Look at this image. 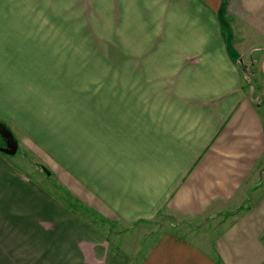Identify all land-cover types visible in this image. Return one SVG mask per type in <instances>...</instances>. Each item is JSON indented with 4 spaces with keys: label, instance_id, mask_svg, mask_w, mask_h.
Segmentation results:
<instances>
[{
    "label": "crops",
    "instance_id": "1",
    "mask_svg": "<svg viewBox=\"0 0 264 264\" xmlns=\"http://www.w3.org/2000/svg\"><path fill=\"white\" fill-rule=\"evenodd\" d=\"M0 120V264H264V0H0Z\"/></svg>",
    "mask_w": 264,
    "mask_h": 264
},
{
    "label": "rangeland",
    "instance_id": "2",
    "mask_svg": "<svg viewBox=\"0 0 264 264\" xmlns=\"http://www.w3.org/2000/svg\"><path fill=\"white\" fill-rule=\"evenodd\" d=\"M228 29L232 32V28H231L230 25L228 26ZM239 32L241 33L242 30H240ZM233 33L236 34L235 36H237L239 39L241 38V35L238 34V29L233 28ZM240 45L243 46V49H247L246 45L244 43H240ZM174 47H182V48H186L188 50H194V49L199 48L200 45H199V40H181L180 42H177V45L174 46ZM79 57H80V60H81L80 66L81 67H85L86 64H84L82 61H84L87 56L81 55ZM77 59H78V56H77ZM181 61H183V56L179 55L176 58L174 57L173 59H171L170 63L171 64H177V63H179ZM247 63H243L242 68H244V69L246 68L247 71H249V70L253 71V70H251L252 67L250 69L249 67H247V65H245ZM75 68H76L75 65L71 66V71H73ZM49 73H50V75L52 74V72H49ZM116 73L121 75L120 77L115 76L116 79H130L129 72L121 71V72H116ZM100 74L102 75L101 77L103 78V71H100ZM50 88H51V90L54 89L53 87H49L48 89H50ZM66 88L67 87L63 88L64 89V93L66 92ZM63 89H62V87H59V86H58V88L55 87V90H56L57 95H58L59 98L62 97L61 93H62ZM112 90H113V93H115V88H112ZM0 123H3V121L0 120ZM25 127H26V125H25ZM47 136H48L49 141H51L50 133L48 131H46V130H43L41 132V134L38 135V140H43L44 142H47V139H46ZM16 139L19 140L18 153L14 157L13 156H7V155L6 156L8 158H12L14 160V163L20 162L19 165H21V167H25L26 168L25 176L26 177L29 176V179L32 181V184H34L38 188L41 187L42 189H44L46 185L49 186L48 188H53V189L58 188L61 185V183H59V180L57 179V177L55 175L54 168H52V166L48 165V162L43 160L39 156V154H37L36 152L32 151V148H30L28 142L26 143L25 147L22 145L21 141L25 140L23 136H17ZM4 145H6L5 141L0 136V147H4ZM48 146H49L48 149L50 151H55L56 152L54 147L51 148L50 144H48ZM23 148H24V150H23ZM163 224H165V226H167L166 227L167 230L168 229L169 230L170 229H175V230L178 229L179 233H184V234L188 233V229H189V226H190L189 234L190 235H196L197 234V233H195L191 223H186L185 225L182 224L181 226H177L175 228H169L168 225L170 223L167 222V220L163 221L162 219H161V222L153 223L150 226V229H153V230H156V229L159 230V228L160 229H164V228H162ZM114 233L115 232H112V234H114Z\"/></svg>",
    "mask_w": 264,
    "mask_h": 264
},
{
    "label": "water",
    "instance_id": "3",
    "mask_svg": "<svg viewBox=\"0 0 264 264\" xmlns=\"http://www.w3.org/2000/svg\"><path fill=\"white\" fill-rule=\"evenodd\" d=\"M0 136L5 141L6 146L0 147V152L7 156H15L19 150V143L15 135L3 123H0Z\"/></svg>",
    "mask_w": 264,
    "mask_h": 264
}]
</instances>
